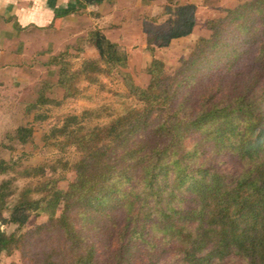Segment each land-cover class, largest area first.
I'll use <instances>...</instances> for the list:
<instances>
[{"label": "trees", "instance_id": "trees-1", "mask_svg": "<svg viewBox=\"0 0 264 264\" xmlns=\"http://www.w3.org/2000/svg\"><path fill=\"white\" fill-rule=\"evenodd\" d=\"M187 10H179L165 39L193 33L196 15ZM171 11L165 8L166 14ZM251 18L264 24V0L208 21L210 37L199 38L173 74L154 60L147 88L124 71L128 51L99 29L86 39L97 58L74 69L66 53L57 56L53 64L59 67L57 85L65 98L81 93L78 82L94 85L100 76L116 72L131 103L107 113L106 123L93 124L101 119L100 111L86 110L51 130L59 149L71 146L78 155L74 162L57 158L51 166L54 174L75 171L67 191L58 188L60 178L47 176V163L18 171L17 162L0 160V175L14 171L34 181L11 209L14 180L0 183V253L11 254L22 242L2 232L1 224L22 229L36 214L48 220L34 233L59 236L36 264H99L100 241L106 246L103 264H162L167 258L171 264H264V31L252 29ZM257 44V57L227 80ZM221 63L226 68L217 74ZM201 75L209 80L199 93L187 91L202 82ZM183 89L187 93L179 101ZM51 102L40 97L35 106ZM32 136L31 127L15 133L22 145ZM208 153L214 159L233 156L239 170L224 174L207 162Z\"/></svg>", "mask_w": 264, "mask_h": 264}, {"label": "rangeland", "instance_id": "rangeland-1", "mask_svg": "<svg viewBox=\"0 0 264 264\" xmlns=\"http://www.w3.org/2000/svg\"><path fill=\"white\" fill-rule=\"evenodd\" d=\"M251 1L206 0L199 7L193 4L184 5L188 12L199 17V23L196 31H193L189 37L182 39L167 40L164 38L165 34L173 31L177 22V18H173L175 14L171 13L172 16H167L164 14L165 10L160 14L150 12V10L149 12L141 10L135 12L132 17H129L128 12L124 13L118 18L119 22L122 23L120 27L122 30L110 29L107 32L112 39L120 40L121 46L130 54L129 66L124 71L131 76L136 85L147 88L151 79L148 69L154 60L162 61L165 64L167 74H173L179 68L181 61L192 55L196 41L202 37H210L211 32L207 28L208 21L224 19L231 15V12L248 5ZM244 11L247 12V10ZM252 22L253 18L250 20L254 26L252 29L257 28L258 31H264V24H261L257 19ZM139 25L140 31H137ZM249 26L251 27L250 24ZM142 29L144 30L141 31ZM239 29L230 27L229 31H240ZM87 32L83 36L80 35L81 37L72 38L71 44H65L60 52L51 49L52 51L45 53L42 60L35 61L32 66V62H30L29 68L20 72L22 75H13L6 83L0 84V160L10 164L17 162L16 169L18 171L25 167H36L47 163L49 165L46 169L47 176L60 178L58 188L62 191L69 189L76 180V173L73 170L63 171L59 169L54 174L51 166L55 164L57 158L74 162L78 155L76 149L71 146L66 147L63 151L59 149L55 145L56 139L51 135V130L54 127H60L67 116L81 115L86 110L100 111L101 119L93 121V124L106 123L110 119L107 113H110L111 110L114 112L120 109L124 102L131 103L129 99H126L128 90L124 80L116 72L100 76L94 85L84 81L78 82L77 87L81 89V93L77 97L65 98V91L58 87L59 67L49 62V57L52 55L57 57L61 53H66L65 58L74 69H78L84 60L97 58V52L86 41ZM262 37L261 39L264 41V35ZM148 41H151V46H148ZM258 47L257 44L250 49L248 59L244 58L238 63L234 70L226 75L227 80L233 79L237 73L240 74L245 71L251 61L257 57ZM223 67L225 66L221 63L214 72L221 73L225 69H221L222 71L219 69ZM198 79H201L202 82L194 85L191 89H187V91L194 90L192 94L196 93L195 95H197L201 89L200 85L209 80L204 75L199 76ZM187 91L183 89L179 101H182ZM40 97L53 102L44 106H35ZM21 126L33 129V136L30 142L25 145H22L15 138L16 130ZM207 155H209L207 162L224 174H235L239 170L238 162L233 156L225 155L214 159L213 153ZM8 179L14 180L13 187L17 190L15 196L9 199L8 207L11 209L18 194L25 187L33 186L34 181L22 178L14 171L0 175V183ZM60 213L61 211L58 215ZM4 217L8 218L9 212L4 213ZM47 220L48 217L45 215L34 214L22 229L12 224H1L2 232L7 235L15 234L21 238L22 242L18 244L19 248L11 254L2 251L0 264H36L35 260L40 258L43 252L55 247L59 241V236L54 234L51 236H47V234L38 235L33 232L37 226L45 224ZM23 236L24 239H22ZM101 239L102 237L98 236V241ZM97 246V261L99 264H103L106 257V246L102 241L98 242ZM171 262L167 258L162 264H171Z\"/></svg>", "mask_w": 264, "mask_h": 264}, {"label": "crops", "instance_id": "crops-1", "mask_svg": "<svg viewBox=\"0 0 264 264\" xmlns=\"http://www.w3.org/2000/svg\"><path fill=\"white\" fill-rule=\"evenodd\" d=\"M205 1L95 0L88 3L84 0H0V84L6 83L13 75H22L20 72L29 68L30 62L32 66L35 61L42 60L51 49L60 52L65 44H71L72 38L83 36L87 31L99 29L111 41L121 45V41L112 39L107 31L122 30L118 18L124 13L128 12L129 17L141 10L160 14L169 7L175 14L173 18H178L184 5L199 7ZM198 23L199 17L196 16L193 31L197 30ZM137 29L140 31V25ZM55 57L50 56L49 62L53 63Z\"/></svg>", "mask_w": 264, "mask_h": 264}, {"label": "water", "instance_id": "water-1", "mask_svg": "<svg viewBox=\"0 0 264 264\" xmlns=\"http://www.w3.org/2000/svg\"><path fill=\"white\" fill-rule=\"evenodd\" d=\"M84 1H86L88 3H93L95 0H84Z\"/></svg>", "mask_w": 264, "mask_h": 264}]
</instances>
